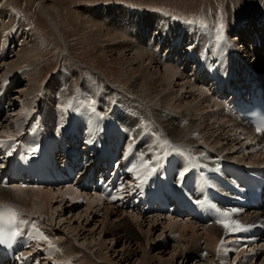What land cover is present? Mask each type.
Masks as SVG:
<instances>
[{
  "label": "rangeland",
  "instance_id": "obj_1",
  "mask_svg": "<svg viewBox=\"0 0 264 264\" xmlns=\"http://www.w3.org/2000/svg\"><path fill=\"white\" fill-rule=\"evenodd\" d=\"M83 6H92L93 8L96 6H108L106 11L110 10L117 12L123 9L118 7L123 6L127 9L134 10L130 11L124 9L131 13H137V10L155 11L161 13L164 17H170L180 23L182 22L181 24L189 23L208 26L217 33V36H215L216 39L229 45L230 49L228 50V54H230V52L232 54L230 55V63L235 64L237 61H240L239 55H241L252 68L257 70V73L259 70H262L261 65L264 64V46L263 49H260L261 51L259 50V52H257L255 47H258V45L255 46L254 41L256 38L254 39V36L264 38V0H0V8H2V10L5 8L4 10L7 12H14L15 15H20V18L25 21L23 32H17L14 37H11L9 34L8 39H11L10 43H7L8 39L0 40V47L4 46L5 48L4 52L2 50L3 53L0 51V79L2 81L6 80L11 77L14 72H17L18 74H16V77L18 76L17 78L20 80L18 85L15 84L10 89V100H13L12 109L9 110V117L7 119L0 120V137L12 138L26 122L34 119L36 114L35 111H38L41 116L45 117V121L47 120V122H43L42 125L43 129L47 132H52L54 130L52 124L58 116L61 117V107L62 109H66L69 106H78L79 109L87 114L88 109L93 108L94 111H98L99 107L94 106L96 104V98L95 95L91 96V89L100 91L99 85L103 87H107L108 84L112 87L115 85L122 91L127 90L131 92L129 86L132 81L130 74L127 73V67L130 64L128 65L129 62L127 59L133 58L131 57L133 52L137 51L140 45L136 43V45L134 44L135 46L133 45L134 47L132 46L133 48L128 47L125 49L126 47H124L123 49H125V52L121 50L114 51L113 54H111L109 50L111 45L109 46L108 44L112 43L99 41L95 37L94 31H88L86 29L87 26L85 27L86 24L82 23L83 15H87V12L81 10ZM43 7L50 11L55 22L58 23V26L62 29L64 36L61 34L62 31L58 30V28L56 29L54 25H52ZM172 13L183 17L187 16L189 18L202 17L201 19H206L210 22L214 21V24L185 22L174 17ZM1 20L5 22L9 21L7 16H3V18L0 17V22ZM11 22L9 25H11ZM214 25H218L220 28L227 30L222 32V29L221 31ZM174 34L175 33L172 35ZM241 35L248 41L240 39L239 37ZM15 37L16 39H14ZM37 37L43 44L41 54L26 63H23V59L19 58V60H22V63L17 64L16 53L20 47L22 48V43L26 40H36L35 38ZM168 38L171 39V36ZM250 40L253 42H250ZM188 42L189 39H186L181 43L182 45H177L179 48H177V50H172L170 55L176 58V60L179 57L182 59L181 54L188 47ZM168 44V42L161 43V46H163L162 48L168 49ZM185 44H187L186 47L182 48ZM234 48L235 50L237 48L239 54L238 52H232ZM68 50H70L71 53ZM8 51L11 52V55ZM254 54L258 55L256 63L253 59ZM118 56H122L123 58L124 56L127 57H125L127 61L123 66L113 64L112 59ZM156 57L158 58V56ZM186 59L187 58L184 60L186 61ZM143 60H145L144 64L148 65V60ZM154 61L153 67L149 68L152 70L151 73L155 72V70L159 73L163 71L164 65L159 61ZM211 61L213 62L214 59L212 58ZM8 63L11 64L6 65ZM187 65L188 64L182 67V69L178 67L177 70L182 73V75L175 76L171 82V87H168L169 90L167 89L169 93H173L172 96L174 97L170 103L172 102L175 104L177 110L186 109L185 114L187 117L193 118L194 116L195 119H198L199 123H197V126L199 128L197 127V129L201 132L197 131V129L196 131L199 134H203L204 130L202 128L204 124H211L212 128L218 129L215 130V132L217 131V134L225 137L221 139L222 146L221 144L219 145V147L221 146L224 148V150L222 149L223 154L229 155V157L233 159H247V161H253L256 154L255 152L257 150L260 152L261 148L257 144H253L254 149L251 152H247L252 147L253 139L251 137H253V134H251L249 130H247V134L243 133L244 131H241L242 127H240L239 124L237 125L238 127L233 126L232 122L230 121V123L228 118L224 117L225 115L223 116L221 113V109L223 107V109H225V106L222 102L214 98L211 93V91L216 90L215 81L217 79H204L201 80V82H196L197 79H195V81H193L190 77V74L193 72H189L191 67L186 68ZM173 66L175 65L173 64ZM215 68L218 67L214 66L211 69L214 70ZM200 72L203 74L208 73L206 68L200 70ZM32 73L35 74L36 81L34 80L31 82L29 75ZM153 74L154 77L158 75L157 72ZM186 75L188 77H186ZM70 76L72 78H70ZM199 78H201V76H199ZM184 83L185 89H183L182 86ZM60 85L64 86V88L62 90L63 92L58 94ZM167 90L163 92L166 93L168 92ZM201 91L205 92L201 93ZM130 94L131 93H129V95ZM61 96H64L63 99ZM130 96L127 98H129L131 102ZM150 96H153V94L150 93ZM115 98L114 94L109 97L111 102L109 105H111V107L114 106L113 103L116 101ZM86 99L91 100L93 103L87 106ZM60 100L65 101V103H59V107L57 108V104ZM81 106H84V108H80ZM116 110V107L112 110V116L113 112ZM110 112V109L108 111L105 109L101 110L102 115H107ZM133 113L136 112L134 111ZM125 114H127L126 111ZM88 117L90 118L92 115L88 114ZM49 119H53V121L51 122ZM58 125L59 123H56V126ZM216 133L209 135L207 141L212 143L214 138H216ZM199 134H194V136L200 139L202 137ZM137 139V137L132 135V142ZM250 139L252 140L250 141ZM248 143L250 146H248ZM244 144L246 145L245 147H243ZM160 164H162V162H158L156 168ZM88 196L93 198L91 194H88L87 197ZM99 199L102 200L101 198ZM50 204L52 205L50 217L41 216L37 210H32L31 213L37 215V217L34 215V217H36L35 219L41 222L44 230L46 229L48 235L46 234L44 240H51L52 243L48 245L54 249L57 248L59 253H61L64 246L69 242L70 244L68 245L78 246L77 248H80L79 251L87 253L93 261L96 260L99 264H222V261H225L228 257L229 261L227 264H231L234 261H236L235 264H264V243L262 244L263 249L261 252H250L247 256V253L241 256L242 249L238 250L233 247V244L238 248H241V246L243 247L244 244L242 245L240 243L241 239L237 240L233 238V240L230 241L228 239L220 243H214V246L213 244L210 245L203 237L204 234L200 225H197L198 227L196 226L194 229L197 239L193 240V238L189 243L188 236H190V232L187 231L189 233L184 237L178 228L173 230L170 226L168 227V221L164 214H158L160 216L155 213L144 214V217L138 214L142 217L141 219H143V221L137 222V220L132 217L136 212L115 207L112 204H108L106 200H102L101 203L94 202L91 208L86 198H78V200L74 202H60L57 199L55 201L51 200ZM111 210L123 213V217L130 216L129 218L132 220L133 224L135 223L134 229L139 235L131 236L130 239L125 242V239L122 238V234L118 229L109 231L110 221L116 219ZM153 217H159L158 221H155V219L151 220ZM48 218L50 220H48ZM117 222L119 221L116 220V223ZM102 223H104V225L107 223V225L104 227ZM173 234L176 235L175 238H171ZM99 239H101L100 242L98 241ZM225 242L231 243V245L228 246L230 249L227 251H225L223 247ZM257 244L258 243L250 244L249 248L256 247ZM185 246L186 248L188 247L187 250ZM99 247L100 249H98ZM195 248H200L202 251L189 254V252L193 251ZM203 248H207L208 250L203 252ZM189 249L191 250L189 251ZM174 251L175 253H173ZM222 252L226 256H220L217 263L216 257ZM56 255L54 254V256L50 257L56 260L58 259V261L54 263L60 264V262H62L60 261L61 257ZM75 258L76 257H65L67 260L63 264H67L68 262L75 263ZM47 259L50 260L49 262L52 261L51 258ZM47 259L45 257L43 260L44 264L49 263ZM63 259L64 258H62V260ZM79 261L83 263L88 262L87 259L84 261L81 258Z\"/></svg>",
  "mask_w": 264,
  "mask_h": 264
},
{
  "label": "bare ground",
  "instance_id": "obj_2",
  "mask_svg": "<svg viewBox=\"0 0 264 264\" xmlns=\"http://www.w3.org/2000/svg\"><path fill=\"white\" fill-rule=\"evenodd\" d=\"M108 6H114V5H108ZM108 6H96L94 8L92 6L81 7V10L87 12V15H83L82 17V23L86 24L85 25V27L87 26L86 29L88 31L89 30L92 32L94 31V35L99 41L101 42L107 41L109 43H112V44H108L109 46L111 45L109 49L111 51V54H113L114 51H121V50L124 51L128 47H132L134 44L136 45V43L137 45L139 44L140 47H138L137 51L133 52V55L131 56L133 58L127 59L129 62V63L127 62L128 65L130 64L129 66L127 65L128 66L127 73L130 74L131 81H132L131 85L129 86V89L131 90V92L127 90L122 91L121 89H118L115 85L112 87L108 84L107 87H103L98 84L100 86L99 87L100 91H97V90L95 91L94 89H91L92 90L91 96L95 95V98H96L95 100L96 104L94 106L107 107L111 103L109 100V97L112 94H114L116 97L115 98L116 101L113 104H115L117 110L119 111L129 110L132 112L134 111L136 112V113H131V114L129 113V111H126L127 114L123 112L124 114L123 118H127V120H125V122L123 121L124 123H122V125L126 127L129 133L132 132V127H134V131L132 133L133 136H135V134H137L136 137H138V135L140 136L138 140L139 143L136 149L137 151L140 152L141 155H144L145 157L150 158L149 161L151 159L158 161L157 156L161 152V149H163L167 154H174V152H180V153L183 152L186 157L185 159L182 158L181 163L176 162L175 158L174 160H171V161L167 160L165 162L169 164H173V163L176 164L174 167H171V170H170L171 173H173L174 176L177 175L179 173V171H177V168L182 167V171L180 173L181 175H184V174H187L188 169H192L195 167L197 169V173H199V175L201 176L206 171V165L214 164L213 155L215 154V152L223 154L222 149L224 150V148L221 147L222 146L221 139L225 137H222L219 134H217L216 133L217 131L215 132V130H218V129L212 128L211 124H204V127L201 126L203 127L202 129L204 130V132L203 134H199L197 131L199 132L201 131L197 129L198 127L197 123H199L198 119H195L193 115H190V116H193V118L187 117L185 114L186 109L177 110L176 109L177 106L173 104L172 102L170 103V101L173 100L174 97L172 96L173 93L171 92L169 93L168 87H171V84H172L171 82L175 78V76L182 75V73H180L177 69L178 67L181 69L183 67V61H180L182 60L181 57L178 56L179 58L176 60V58L170 55V52L172 50H177V48H179L177 45L181 44L186 39H189L188 47L186 48V50H184V54L186 56L185 58H187L186 62L188 59H190V57H192V58H195V60H197L199 63H200V60H204L205 62L210 63L212 62L211 61L212 58L225 60L227 61L226 63H230L231 57H230V54H228V50L230 49L229 45L225 42H221L219 39H216L215 36H217V33H215L214 29L208 26H203L202 24L201 25H195V24H189V23L181 24L182 22L180 23L177 20H174L173 18H170V17L169 18L164 17L161 13L155 12V11L150 12V11L137 10L138 12L135 11L137 13H131V12L124 10L127 8L123 6L118 7L120 9L123 8L121 9V11H118V12L110 11V10L106 11ZM0 9H1L0 17L3 18V16H7L9 19L8 22L2 21V20L0 22V29H1L0 30L1 31L0 40L8 39L9 34L11 35V37H14L17 32L18 33L23 32V26H25V21L22 18H20V15L19 16L15 15L14 12L12 13L10 11L7 12L6 10H4L5 8L3 10L2 8ZM43 9L45 13L47 14L48 19L51 21L52 25H54L56 29L58 28V30L62 31V29L58 26V23L55 22L50 11H48V9L44 7ZM132 9H135V8H132ZM127 10L134 11L131 9H127ZM10 22H11V25H9ZM173 33L175 34L172 35ZM61 34H63V31L61 32ZM170 36H171V39L168 38ZM239 38L243 40L245 39L243 35H241ZM14 39H16V37ZM35 39L36 40H33V39L26 40L22 43L23 44L22 48L20 47V49L16 53L17 64L22 63V60H19V58L23 59V63H26L29 60L31 61L32 58H36L37 56L41 54L43 44L38 40V37ZM254 39L255 41L259 40L260 44L259 45L257 44L258 47H255L257 52H259L260 49H263L264 38L254 36ZM165 42L169 43L168 49L162 48L163 46H161V43H165ZM124 47L126 48L123 49ZM2 50L4 52L5 50L4 46L0 47L1 52ZM232 52H238L237 48L236 50L235 48L232 49ZM156 56H158V58ZM257 56H258L257 54H254L253 56L254 58L252 57L255 60V63L258 60ZM118 57H114L112 59L113 64L123 66V64L126 63L127 61L126 60L127 57L126 56H124V58L122 56H120L119 58ZM239 58H240L239 60L243 59V58L241 59V55H239ZM143 59L148 60V63H147L148 65L144 64L145 60ZM154 60L159 61L160 63L164 65V69L163 71H160V73L157 70H155V72L158 73V75L155 77L153 76L154 75L153 73L155 72L151 73L152 70L149 69L150 67H153V63L155 62ZM244 62L246 61L244 60ZM246 63L250 66L248 62ZM9 64L11 63H8L6 65H9ZM173 64L175 66H173ZM231 64L233 65V63ZM10 66H7V67H10ZM35 68H36V65H35ZM204 68L205 67L203 66V68H201L200 70H203ZM218 69L220 70L219 67L215 68L214 70L207 69L209 74L213 75L214 77L218 76V80L215 81V84L216 82H219L222 79L221 73H219L217 76L215 75V71L218 72ZM261 69L262 70H259L260 73L258 72L257 74L260 75L261 79H264V64L261 65ZM254 71L257 72V70L255 69ZM186 77L188 76L186 75ZM70 78L72 77L70 76ZM29 79L31 82L34 80L36 81L35 74L32 73L31 75H29ZM262 83L264 85L263 80H262ZM182 86H183V89H185V83ZM63 88L64 86L60 85L59 91L57 90L58 94H61L63 92L62 91ZM164 90H167L168 92L165 93L163 92ZM161 91L163 92V94ZM202 92H205V91H201V93ZM129 93H131L130 94L131 96L129 95ZM150 93L153 94V96H150ZM129 96L131 97V102L129 98H127ZM61 97L63 99L64 96H61ZM87 99H86V105L89 106V104L93 102ZM205 99H206V96H205ZM59 103L63 104L65 103V101L60 100L58 104ZM223 108L221 109V113L223 114V116L225 115L224 117L228 118L229 122L230 121L232 122L233 126H237L239 124L240 127H242V130L247 129L250 131V129L247 128V125L242 123V121L240 120L237 121V119L230 114L227 108L225 109ZM116 111L113 112V117L115 119L117 118ZM215 133H216V138L213 137L214 138L213 142L212 143H210V141L208 142L207 140L209 139V135H213ZM243 133L247 134V131H244ZM250 133L253 134V137H251L252 139L255 138V140L258 139L260 141L259 142L257 140L255 142L261 148L260 152L259 150L255 152L256 154H255V157L253 156L254 157L253 161L259 160L261 164H264V140L262 139V134H260L261 132L252 133L251 131ZM142 134H145V135H142ZM194 134H199L201 135L202 138L197 139L194 136ZM204 143H206V145ZM185 144L189 147H186ZM207 144L209 145L207 146ZM220 144H221L220 146L221 148L219 147ZM219 150L222 152H220ZM259 154L263 156H260ZM242 160H247V159H242ZM156 165L154 169L156 168ZM161 165L162 164L158 166H161ZM236 184L239 185L240 183L237 182ZM88 194L89 193L86 194V192H83L80 190L78 191L72 187L44 188L40 186L38 187H35V186L21 187V186H13V185L2 186L0 184V201H7L11 204H15L20 210H25L26 215L31 214L32 210L33 211L37 210L41 216L50 217V210L52 209L51 208L52 205L50 204L51 200L55 201L58 199L60 202L62 201L74 202L78 200V198H86L87 203L90 208L93 207L94 202L101 203L102 200H104L103 197L100 195L91 194L93 198H90L91 196L87 197ZM99 198H101L102 200H100ZM111 212H113V215L115 216L116 219H112L110 221V226L108 229L109 231L118 229L120 233L122 234V238L125 239V242L129 240L131 236L139 235L138 233H136V230L134 229L135 223L133 224L132 220L129 218L130 216L123 217L122 216L123 213L117 212V211L115 212V210L113 211L111 210ZM237 212L238 210L231 211L230 214L232 213L237 214ZM161 214L162 213H160V215ZM124 216H125V213H124ZM241 216L243 217L250 216L253 220L259 219V220L264 221V214L261 211H255V213H250V212L245 211L241 214ZM132 217H134L137 220V222H140V221H143V219L141 218L144 217V215L141 217L138 215V213H135L132 215ZM165 217L168 221V227L170 226V228H172L173 230L175 228H178L181 234L184 235V237H186V235L190 232V236H188L189 243L192 241L193 238H194L193 240L197 239L195 237L196 233L194 232V229L197 225H199L198 223H195L193 221H188L186 219L175 218L173 215H166ZM153 219H155V221H158L159 217L157 218L153 217L151 220ZM48 220L50 219L48 218ZM116 220L119 221L117 222L118 224L116 223ZM107 223L105 225H107ZM40 225H42L41 222H39V220L37 219H34L28 226H30L31 228L33 227L34 229V232H35L33 235L34 242L39 247L43 248V246H47L49 243H52V241L51 240L42 241L39 237H37L39 233L36 230V228H40ZM103 225L104 223H102V226ZM201 227H202V231L204 234L203 237L205 238L206 241L209 242L210 245L213 244L214 246V243L215 244L217 242L220 243L228 239L229 241L233 240L232 236L227 235L224 237V235H226L224 233L229 231L226 224L222 226L219 224H215V225L209 224L208 226L204 225ZM234 238L239 240L242 238V236L235 235ZM100 240L101 239H99L98 241L100 242ZM68 244L70 243L68 242ZM68 244L65 246L63 245L64 248L61 251V253L57 251L58 250L57 248L54 249L51 246H49L50 245L49 244L45 250V254L49 253V255L46 256V259L47 258L50 259V256H54V254L55 255L57 254L61 257L60 261L62 262H60V264H63L67 260L65 259V257L66 258L76 257L75 263L68 262L67 264H99L96 260L93 261L88 256L87 253L79 251L80 248L78 249L77 248L78 246L75 247V246L68 245ZM229 245H231V243L229 242L224 243L223 247L225 248V251L230 249L228 247ZM98 249H100V247ZM195 249L189 252V254L193 252L197 253L198 251L199 252L202 251L200 248L199 249L195 248ZM81 250H82V247H81ZM190 250L191 249H189V251ZM175 251L173 253H175ZM62 258H64L65 260L64 259L62 260ZM80 258L83 259L84 261L85 259H87L88 262L83 263L79 261ZM49 261L50 260L47 259V262ZM56 261H58V259Z\"/></svg>",
  "mask_w": 264,
  "mask_h": 264
}]
</instances>
